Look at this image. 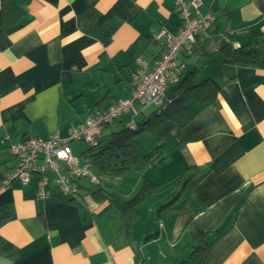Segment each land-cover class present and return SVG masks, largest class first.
<instances>
[{
  "label": "crops",
  "instance_id": "obj_1",
  "mask_svg": "<svg viewBox=\"0 0 264 264\" xmlns=\"http://www.w3.org/2000/svg\"><path fill=\"white\" fill-rule=\"evenodd\" d=\"M200 1L192 15L211 14L214 22L179 61L183 79L218 85L215 100L189 101L184 128L168 121L139 134V151L159 148V158L98 200L86 178L76 198L52 181L40 198L39 175L4 187L18 166L10 144L68 138L94 111L131 98L136 57L160 60L164 40L156 33L183 26L176 4L31 0L21 22L5 26L0 0V264H264V69L238 66L231 79L220 52L228 40L243 46L264 36V0ZM149 108L138 106L105 134L136 126ZM75 142L73 154L81 147ZM191 167L208 173L194 185L189 173L123 210L146 180L165 187Z\"/></svg>",
  "mask_w": 264,
  "mask_h": 264
},
{
  "label": "built area",
  "instance_id": "obj_2",
  "mask_svg": "<svg viewBox=\"0 0 264 264\" xmlns=\"http://www.w3.org/2000/svg\"><path fill=\"white\" fill-rule=\"evenodd\" d=\"M183 21L178 33H169L162 29L154 36L156 41L164 40L160 60L151 63L142 56L135 60L136 70L133 76V95L120 99L108 107L94 111L79 127L74 128L68 138L55 134L50 140L30 137L10 144V154L18 160L15 171L4 180V187L18 179L23 185H29L34 175H39V196H48L47 185L52 181L64 194L73 198L79 196V179L88 178L92 184L98 180L89 168L74 156L71 144L83 141L90 146L96 145V135L108 125L127 114H136L138 106H161L166 89L177 84L185 66L180 63L179 55L191 50L198 38L214 22L211 14L193 16L191 8L198 9L200 0L187 5L183 0H173ZM60 163H63L61 167Z\"/></svg>",
  "mask_w": 264,
  "mask_h": 264
},
{
  "label": "trees",
  "instance_id": "obj_3",
  "mask_svg": "<svg viewBox=\"0 0 264 264\" xmlns=\"http://www.w3.org/2000/svg\"><path fill=\"white\" fill-rule=\"evenodd\" d=\"M29 1L31 0H1L2 23L5 26L18 25L24 15L22 6ZM220 52L224 54L222 67L231 79L235 78L234 69L238 66L264 69V36L256 37L243 46H234L228 40L222 43ZM177 84L175 92L171 95L166 94L163 104L155 105L157 110L139 121L136 126L105 134L104 130L110 124L96 135V145H89L79 158L98 180L86 188L90 195L98 200L109 199L111 191L119 187L123 175L130 172L143 173L159 158L160 150L158 148L151 153L142 154L137 147V136L168 121L176 123L180 128L186 127L191 121L186 104L191 100L201 103L213 102L219 90L212 79L197 84L195 80L189 77L183 79L182 76ZM189 173H195L190 181V184L194 185L208 173V168L191 167L165 187L146 180L140 192L125 203L123 210L134 209L137 204L155 192L163 191L170 186H178ZM200 242L203 240L198 242L197 247ZM204 250L199 257L203 256ZM251 262L256 264L255 260Z\"/></svg>",
  "mask_w": 264,
  "mask_h": 264
},
{
  "label": "rangeland",
  "instance_id": "obj_4",
  "mask_svg": "<svg viewBox=\"0 0 264 264\" xmlns=\"http://www.w3.org/2000/svg\"><path fill=\"white\" fill-rule=\"evenodd\" d=\"M150 108H149V111H156L157 110V107L155 106V105H150L149 106ZM76 144H77V146L79 145V146H81L78 150L76 149L75 151H74V154H76L75 156L76 157H78V158H81L82 157V154L83 153H81L82 151H84V150H87L88 148H89V145L87 144V143H85V142H83V141H80V142H75ZM78 146V147H79ZM84 149V150H83ZM61 164V163H60ZM83 181H85V183L86 184H88V182L90 183V180L88 179V178H86V179H84Z\"/></svg>",
  "mask_w": 264,
  "mask_h": 264
}]
</instances>
